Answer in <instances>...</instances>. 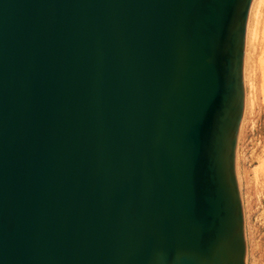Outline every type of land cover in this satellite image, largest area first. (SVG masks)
<instances>
[{
    "label": "water",
    "instance_id": "1",
    "mask_svg": "<svg viewBox=\"0 0 264 264\" xmlns=\"http://www.w3.org/2000/svg\"><path fill=\"white\" fill-rule=\"evenodd\" d=\"M251 1L0 0V264H245Z\"/></svg>",
    "mask_w": 264,
    "mask_h": 264
},
{
    "label": "rangeland",
    "instance_id": "2",
    "mask_svg": "<svg viewBox=\"0 0 264 264\" xmlns=\"http://www.w3.org/2000/svg\"><path fill=\"white\" fill-rule=\"evenodd\" d=\"M252 2L244 37V102L236 137L234 172L243 216L244 262L264 264V76L259 61L263 42L259 40L262 22L258 18L257 27L255 25L258 35L252 41L253 46L248 45L247 26L251 18Z\"/></svg>",
    "mask_w": 264,
    "mask_h": 264
},
{
    "label": "bare ground",
    "instance_id": "3",
    "mask_svg": "<svg viewBox=\"0 0 264 264\" xmlns=\"http://www.w3.org/2000/svg\"><path fill=\"white\" fill-rule=\"evenodd\" d=\"M250 10H251V18H250L249 25L247 26V36H248L247 38H248V45L249 46H253L252 44H254L253 42L256 39L255 36L258 35L257 34L258 31H257V29H255L257 27L256 22H258V18L262 22L261 23L262 25L260 26V28H261V31H260L261 35L259 33V40H260L261 43L263 42V45H262L261 48L258 47V49L260 48V51H259L260 52L259 61L262 63V65L260 64L261 65V68L263 69L261 72L263 73V76H264V0H253ZM257 24H259V23H257ZM255 25H256V27H255ZM260 28L258 27L259 30H260ZM255 33H256V35H255ZM254 37H255V39H254ZM260 38H262V41H261Z\"/></svg>",
    "mask_w": 264,
    "mask_h": 264
}]
</instances>
